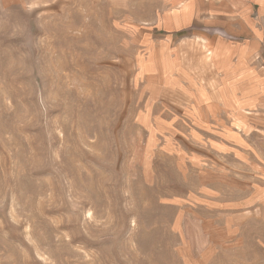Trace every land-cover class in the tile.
Returning <instances> with one entry per match:
<instances>
[{
	"label": "rangeland",
	"instance_id": "rangeland-1",
	"mask_svg": "<svg viewBox=\"0 0 264 264\" xmlns=\"http://www.w3.org/2000/svg\"><path fill=\"white\" fill-rule=\"evenodd\" d=\"M0 264H264V0H0Z\"/></svg>",
	"mask_w": 264,
	"mask_h": 264
}]
</instances>
